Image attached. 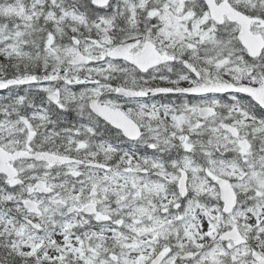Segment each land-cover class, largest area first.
<instances>
[{
    "label": "snow or ice",
    "instance_id": "obj_1",
    "mask_svg": "<svg viewBox=\"0 0 264 264\" xmlns=\"http://www.w3.org/2000/svg\"><path fill=\"white\" fill-rule=\"evenodd\" d=\"M0 264H264V0H0Z\"/></svg>",
    "mask_w": 264,
    "mask_h": 264
}]
</instances>
